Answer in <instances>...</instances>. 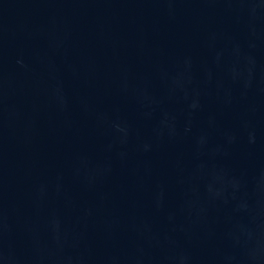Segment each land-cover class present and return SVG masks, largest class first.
<instances>
[{"label":"water","instance_id":"water-1","mask_svg":"<svg viewBox=\"0 0 264 264\" xmlns=\"http://www.w3.org/2000/svg\"><path fill=\"white\" fill-rule=\"evenodd\" d=\"M0 264H264V0H0Z\"/></svg>","mask_w":264,"mask_h":264}]
</instances>
